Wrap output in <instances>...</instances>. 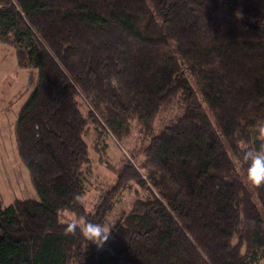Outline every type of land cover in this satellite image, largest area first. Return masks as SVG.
I'll return each instance as SVG.
<instances>
[{"label":"trees","instance_id":"trees-1","mask_svg":"<svg viewBox=\"0 0 264 264\" xmlns=\"http://www.w3.org/2000/svg\"><path fill=\"white\" fill-rule=\"evenodd\" d=\"M0 44L37 70L14 138L39 199L0 205V264H264V185L244 159L264 149V0H0ZM175 98L139 161L104 163L114 183L88 208L90 128L148 136ZM126 189L102 248L65 232L105 225Z\"/></svg>","mask_w":264,"mask_h":264},{"label":"rangeland","instance_id":"rangeland-1","mask_svg":"<svg viewBox=\"0 0 264 264\" xmlns=\"http://www.w3.org/2000/svg\"><path fill=\"white\" fill-rule=\"evenodd\" d=\"M163 54H167L170 48L162 47ZM184 74L187 75L184 71ZM37 80L36 69H19L13 50L0 44V205L6 207L16 199L38 201L30 182L29 174L25 166L20 162L14 138V126L18 112L23 103L30 96ZM204 111L211 117L209 109L201 102ZM80 110L87 112L85 102L79 100ZM181 114V104L175 98L171 104L163 106L153 122L152 133L144 136L137 121L130 122L128 135L115 138L106 135L101 139L94 133L92 127L85 140L94 145L96 149L90 151V166L84 170L86 186V205L88 208L102 194L105 184L114 183L113 173L106 168L105 164L118 167L126 152L133 155L136 161L139 149L145 146L149 138L159 133L165 126L171 124ZM106 145L107 151L100 150ZM132 188L134 186L132 185ZM128 189V188H127ZM122 192L120 199L115 205L111 216L106 220L105 226H113L115 216L120 210H129L135 200L133 190ZM255 196V195H254ZM253 199L256 201L255 197Z\"/></svg>","mask_w":264,"mask_h":264},{"label":"clouds","instance_id":"clouds-1","mask_svg":"<svg viewBox=\"0 0 264 264\" xmlns=\"http://www.w3.org/2000/svg\"><path fill=\"white\" fill-rule=\"evenodd\" d=\"M260 131L264 133V128H261ZM244 159L247 163L245 169L247 182L253 187L264 185V149L248 151L244 154ZM76 199L79 200V196ZM112 227L85 220L82 226H79L76 221H71L65 226L64 230L67 233L79 232L88 241V244L100 249L109 240Z\"/></svg>","mask_w":264,"mask_h":264}]
</instances>
